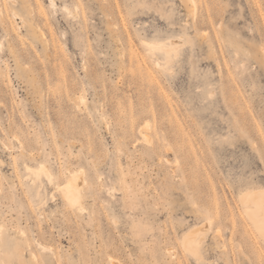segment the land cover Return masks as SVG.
<instances>
[{
  "label": "rangeland",
  "instance_id": "obj_1",
  "mask_svg": "<svg viewBox=\"0 0 264 264\" xmlns=\"http://www.w3.org/2000/svg\"><path fill=\"white\" fill-rule=\"evenodd\" d=\"M12 1L0 264H264V0Z\"/></svg>",
  "mask_w": 264,
  "mask_h": 264
},
{
  "label": "bare ground",
  "instance_id": "obj_2",
  "mask_svg": "<svg viewBox=\"0 0 264 264\" xmlns=\"http://www.w3.org/2000/svg\"><path fill=\"white\" fill-rule=\"evenodd\" d=\"M16 0H13L12 2L14 3ZM22 5H23V7H24V10H25V12L29 15V16H31V18H32V20H33V17H32V15H33V11H32V7H31V4H30V1L29 0H22ZM16 9V8H15ZM17 10V9H16ZM17 12V11H16ZM15 13V12H14ZM30 21V23H29V26H30V30H34V23H33V21ZM37 29V28H36ZM37 31V30H36ZM36 33H38V32H36ZM77 173H79V172H77ZM76 181V180H75ZM250 190V189H249ZM252 192V191H251ZM260 193V192H259ZM249 194V193H248ZM263 197V196H262ZM257 198H259V197H257ZM261 199V198H260ZM263 199V198H262ZM258 201H260V203L262 202V200H258ZM262 204V203H261ZM263 205V204H262ZM261 205V207H263ZM261 223V222H260ZM263 224V223H262ZM262 226H264V224L262 225ZM33 258H34V256H33Z\"/></svg>",
  "mask_w": 264,
  "mask_h": 264
}]
</instances>
